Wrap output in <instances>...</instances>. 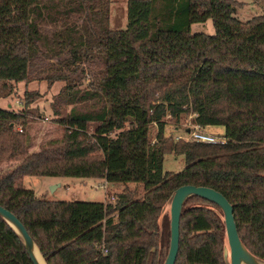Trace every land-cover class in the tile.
Wrapping results in <instances>:
<instances>
[{
	"label": "trees",
	"instance_id": "1",
	"mask_svg": "<svg viewBox=\"0 0 264 264\" xmlns=\"http://www.w3.org/2000/svg\"><path fill=\"white\" fill-rule=\"evenodd\" d=\"M126 10V28L112 30L109 2L0 0V82H27L56 60L34 73L64 83L51 104L62 137L38 152L29 153L25 114L0 108V162L15 164L0 174V206L47 264H163V206L181 186L211 188L231 204L243 245L264 260V15L242 22L234 0H127ZM207 20L214 36L190 34ZM85 64L95 70L82 88L73 76ZM187 114L202 130L222 127L227 142L166 138L168 121ZM166 155L183 156L185 168L164 172ZM25 177L134 183L143 195L126 187L104 203L46 201L23 187ZM215 211L201 198L184 203L175 264H225ZM0 264H32L1 218Z\"/></svg>",
	"mask_w": 264,
	"mask_h": 264
},
{
	"label": "rangeland",
	"instance_id": "2",
	"mask_svg": "<svg viewBox=\"0 0 264 264\" xmlns=\"http://www.w3.org/2000/svg\"><path fill=\"white\" fill-rule=\"evenodd\" d=\"M46 2L49 0H39ZM59 1V0H53ZM110 4V22L109 27L112 30H124L127 25V0H100ZM236 2L235 16L242 22L252 19L253 17L264 15V0H234ZM190 34H205L208 36L215 35V29L212 20H207L203 24H194L190 27ZM51 63L57 64V61L42 62L37 66V72L46 70ZM92 67V69L90 68ZM35 70V71H36ZM81 70L74 74V80L82 84V88L88 83L91 74L93 75L94 67L85 64ZM34 71V72H35ZM34 72H30L27 82L5 83L0 82V108L13 113H24L26 116L27 126L24 133L31 138V148L29 153L38 152L47 142L57 140L62 137L63 129L55 122L56 117L53 115L51 104L53 99L64 87V83L57 82L49 85L47 81L40 79ZM26 94H33V101L24 107ZM69 110V109H67ZM190 114L183 115L177 126L168 121L164 131L166 138L185 137L186 130L193 126ZM21 127H16L20 131ZM206 133L216 137L224 135L222 127H208L204 130ZM150 141H155L157 134L156 126L152 125L149 129ZM15 164L0 162V174L9 171ZM185 168L183 156L166 155L163 161V171L168 173H179ZM106 184V191L100 189L101 185ZM23 187L41 194L37 198L46 201H84L96 202L114 201L117 194H120L127 187L137 189L138 197H142V185L111 184L105 180L77 179V178H52V177H25ZM55 188L51 192L50 188ZM34 193V194H35ZM167 218L168 213H166Z\"/></svg>",
	"mask_w": 264,
	"mask_h": 264
},
{
	"label": "water",
	"instance_id": "3",
	"mask_svg": "<svg viewBox=\"0 0 264 264\" xmlns=\"http://www.w3.org/2000/svg\"><path fill=\"white\" fill-rule=\"evenodd\" d=\"M55 188H50L51 192ZM191 197L201 198L216 206L215 211L224 225L225 239L223 244V261L225 264H264V260L255 257L240 240L234 219L233 208L219 192L206 187L185 185L177 188L165 203L158 220L159 226L168 213L170 243L163 264H175L179 250V225L184 203ZM0 218L15 232L21 240L32 264H47L38 247L28 235L24 226L9 211L0 206Z\"/></svg>",
	"mask_w": 264,
	"mask_h": 264
},
{
	"label": "built area",
	"instance_id": "4",
	"mask_svg": "<svg viewBox=\"0 0 264 264\" xmlns=\"http://www.w3.org/2000/svg\"><path fill=\"white\" fill-rule=\"evenodd\" d=\"M174 140H184L186 142H195L198 144H204V145H224L227 140L224 137H216L211 134L206 133L204 130H202L199 126L194 125L190 127L188 130H186V136L185 137H176ZM100 189L103 191H106V184L101 185ZM101 252L106 253V250L104 248L101 249Z\"/></svg>",
	"mask_w": 264,
	"mask_h": 264
},
{
	"label": "crops",
	"instance_id": "5",
	"mask_svg": "<svg viewBox=\"0 0 264 264\" xmlns=\"http://www.w3.org/2000/svg\"><path fill=\"white\" fill-rule=\"evenodd\" d=\"M24 179V178H23ZM60 179V178H59ZM64 179V178H63ZM95 180V179H93ZM35 193V192H34ZM36 196H40L41 194L35 193ZM41 199V198H40ZM105 201H103L102 203H104Z\"/></svg>",
	"mask_w": 264,
	"mask_h": 264
}]
</instances>
